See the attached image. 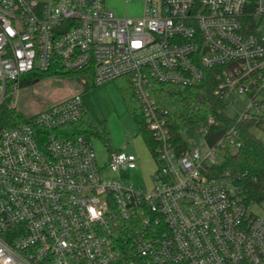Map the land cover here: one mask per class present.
<instances>
[{
	"label": "built area",
	"instance_id": "1",
	"mask_svg": "<svg viewBox=\"0 0 264 264\" xmlns=\"http://www.w3.org/2000/svg\"><path fill=\"white\" fill-rule=\"evenodd\" d=\"M140 1L141 14L120 15L107 0H0V105L33 71L75 73L79 88L0 130V264H264L259 203L229 170L210 174L219 149L241 146L236 124L214 143L208 127L189 128L181 147L150 89L210 80L228 104L247 96L236 122L260 113L264 0ZM120 77L150 134L144 186L122 175L139 153L106 146L100 158L91 136L71 129L86 115L85 87Z\"/></svg>",
	"mask_w": 264,
	"mask_h": 264
},
{
	"label": "trees",
	"instance_id": "2",
	"mask_svg": "<svg viewBox=\"0 0 264 264\" xmlns=\"http://www.w3.org/2000/svg\"><path fill=\"white\" fill-rule=\"evenodd\" d=\"M55 71H33L22 78L20 86L38 81L42 77L52 76ZM60 75L75 77L77 74L59 71ZM121 96L134 119L138 132L146 143H150V134L146 129L140 102L134 93L128 77L116 79ZM121 82V83H119ZM96 86L89 83L84 91ZM152 95L159 105L168 111V125L174 140L186 146L184 131L193 127H208L207 139L214 143L225 131L236 124L241 139V146L236 150L219 149L217 161L209 164L211 176L217 177L229 170L234 183L240 188L247 202L264 203V143L255 136L252 129L264 131V101L261 112L236 122V117L226 113L227 100L213 92L210 80L196 86H181L171 83L150 82ZM83 91V92H84ZM10 97L0 105V130L24 121L28 117L20 114L10 105ZM210 119L213 121L210 122ZM73 134H98L99 130L85 117L71 126ZM107 146L111 147L106 134L102 135Z\"/></svg>",
	"mask_w": 264,
	"mask_h": 264
},
{
	"label": "rangeland",
	"instance_id": "3",
	"mask_svg": "<svg viewBox=\"0 0 264 264\" xmlns=\"http://www.w3.org/2000/svg\"><path fill=\"white\" fill-rule=\"evenodd\" d=\"M107 5L120 15H139L143 8L140 0H107ZM78 89V83L65 75L46 76L18 88L9 96L10 105L15 107L20 114L29 117L68 99ZM81 95L86 119L100 132L99 135L91 134L99 157L103 158L106 151L107 145L102 138L104 134L109 138L111 147L139 153L140 162L137 169L125 171L122 175L130 183L144 186L149 173L154 169V164L121 96L118 83L109 81L93 86ZM247 104L246 95L236 94L233 101L227 105L226 113L231 117H236L244 112ZM252 131L264 143V131L256 127ZM187 135L191 148L197 146L201 155L207 152L206 145L196 131H189ZM255 209L264 215V203L257 204Z\"/></svg>",
	"mask_w": 264,
	"mask_h": 264
},
{
	"label": "crops",
	"instance_id": "4",
	"mask_svg": "<svg viewBox=\"0 0 264 264\" xmlns=\"http://www.w3.org/2000/svg\"><path fill=\"white\" fill-rule=\"evenodd\" d=\"M113 148V147H112Z\"/></svg>",
	"mask_w": 264,
	"mask_h": 264
}]
</instances>
